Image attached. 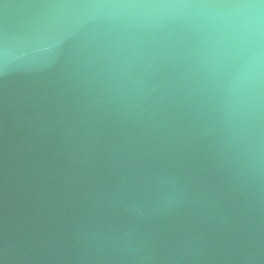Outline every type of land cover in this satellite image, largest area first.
Here are the masks:
<instances>
[{
  "label": "water",
  "instance_id": "1",
  "mask_svg": "<svg viewBox=\"0 0 264 264\" xmlns=\"http://www.w3.org/2000/svg\"><path fill=\"white\" fill-rule=\"evenodd\" d=\"M0 264H264V0H0Z\"/></svg>",
  "mask_w": 264,
  "mask_h": 264
}]
</instances>
